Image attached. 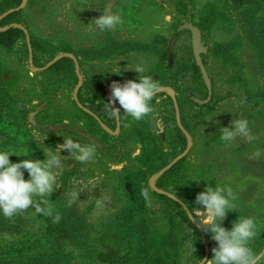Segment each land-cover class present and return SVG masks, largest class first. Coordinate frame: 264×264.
<instances>
[{
  "label": "trees",
  "instance_id": "obj_1",
  "mask_svg": "<svg viewBox=\"0 0 264 264\" xmlns=\"http://www.w3.org/2000/svg\"><path fill=\"white\" fill-rule=\"evenodd\" d=\"M22 2L0 0V148L10 147L18 154H24L25 150L32 152L27 157L10 156L12 162H18L27 158L45 159L41 149L45 145L54 149L63 142L60 135L73 136L81 143H94L96 156L92 160L106 162L101 186L110 193V202L96 220L87 218L76 200L69 205L76 185L89 182L96 170L91 161L80 164L70 157H63L64 167L58 171L57 185L51 197L35 198L40 207H46L44 201L47 200L55 210L53 216L38 214L34 208L11 219L0 215V264H199L206 255L208 260L211 259L210 233H205L198 222L190 221L178 201L191 207L188 183L191 187L198 181L188 179L189 154L176 159L190 145L191 136L196 138V118L202 109L211 106L214 98L212 94L209 102L201 104L198 101L208 97V87L195 59L191 31L177 27L174 33L176 38L186 36L189 53L186 59L168 57L158 69L145 73L160 85L153 98V112L141 121L123 113L119 119H113L104 109V103L110 97L107 88L113 81L122 84L128 79H136L138 74L129 71L117 75L108 73V69L107 72L96 68L89 70L82 59L69 54L58 55L54 45L32 33H28V41L23 28V10L17 9ZM263 3L264 0H211L208 7L210 15L222 21L226 31L241 22L240 28L246 35L257 32L256 37L250 36L251 47L256 50L257 75L264 74V23L255 29V12ZM10 9L14 10L7 13ZM195 25L203 38V26ZM235 36L219 45L225 61L234 62L231 59L236 50L243 47L241 35ZM117 40L120 41L114 37L112 41ZM130 42L135 43L134 40ZM173 53L175 55V50L166 52L167 56ZM201 55L208 69L205 52ZM108 60L111 58L106 57ZM29 65L35 68L42 91L35 126L29 121V105L18 94L24 80L32 79ZM164 87L175 91L182 127L178 125L174 99ZM75 88L79 102L92 110L85 111L72 101L82 114L83 128L78 127L79 122L67 120L58 104L59 96L73 92ZM253 90L249 93L250 99L264 102V86L260 80L256 81ZM161 127L163 135L160 134ZM132 146L141 148L133 166L120 172L110 170V161L121 162L132 157L129 150ZM61 155L68 153L62 151ZM165 167L168 168L157 175ZM154 175H157L154 186L161 192L150 185ZM146 187L151 192V207L141 195ZM234 211L227 215L226 228H231L233 214L249 216L235 208ZM56 213L60 216L59 221L54 219ZM192 243L195 249L190 248ZM251 246L257 255L262 252L264 228H259ZM189 251L194 255L189 256ZM259 261H264V256Z\"/></svg>",
  "mask_w": 264,
  "mask_h": 264
},
{
  "label": "rangeland",
  "instance_id": "obj_2",
  "mask_svg": "<svg viewBox=\"0 0 264 264\" xmlns=\"http://www.w3.org/2000/svg\"><path fill=\"white\" fill-rule=\"evenodd\" d=\"M210 2L211 0H23L21 10L26 31L54 45L59 51L58 55L78 57L85 61L89 70L96 68L103 72L108 69L118 74L129 72L128 69L137 65L145 66L147 72L154 71L167 62L168 57L186 59L189 56L186 36L176 38L175 29L186 23L203 26L202 41L206 47L207 72L214 98L211 106L202 109L197 116L196 138L191 136L190 145L186 148L189 149L186 154H189L188 179H199L191 187V183H188L190 203L191 206H196L195 198L206 185L215 187L216 184L227 183L237 197L234 201L235 209L254 217L258 222V229L264 228V102L251 100L249 94L257 80L264 86V74L257 75L256 50L252 49L250 43V36L256 37L257 32L246 35L240 28L241 22H236L235 28L231 25L230 30L226 31L224 25H221L222 21L210 15ZM102 11L118 12L123 23L110 30L111 33L88 28ZM255 14V29H258L264 23V3ZM238 34L244 42L243 47L236 50V55L230 58L234 62L225 61L219 52V45ZM114 37L120 41L113 42ZM130 40L135 43L132 44ZM110 46L112 48L107 50ZM174 50L175 55L173 53L167 56V51ZM106 57L111 60L106 61ZM27 68L31 71L32 79L24 80L18 88V94L29 105V121L35 126L37 105L42 97L41 83L40 78L35 75L36 70L31 65ZM163 89L168 94L175 95L174 89ZM107 91L110 94L111 87ZM75 94L77 95V88L73 92H64L58 97V104L67 120L80 122L82 114L72 104ZM240 118L249 121L254 139L249 141L245 137H238L225 146L219 138L220 129L230 126L232 119ZM160 134L163 135L162 127ZM129 150L132 151V157L121 162L110 161V170L120 172L125 167L133 166L134 158L140 155L141 148L132 146ZM90 161L95 167V176L89 182L76 185L73 192L78 193L75 200L80 211L87 218L96 220L110 202V193L101 186L106 162L98 159ZM154 176L150 178V185ZM238 216L242 215L233 214L232 222ZM226 219L227 217L222 222L224 227ZM212 243L215 247L216 243L213 240ZM212 257L213 254L211 259Z\"/></svg>",
  "mask_w": 264,
  "mask_h": 264
},
{
  "label": "clouds",
  "instance_id": "obj_3",
  "mask_svg": "<svg viewBox=\"0 0 264 264\" xmlns=\"http://www.w3.org/2000/svg\"><path fill=\"white\" fill-rule=\"evenodd\" d=\"M122 23V17L118 12L102 11V14L94 18L87 27L103 33L117 28ZM128 71L136 72L137 78L128 79L122 84L113 81L110 86V97L108 102L104 103V109L109 118L119 119L123 113L135 121H141L153 112V98L160 90V85L151 75L145 74L147 69L143 65H137ZM108 73L122 74L116 71ZM67 123L65 121V124ZM78 127L83 128L84 121H80ZM60 136L63 137V142L57 144L54 149L47 147L45 145L47 138L44 139L45 147L41 149L45 156L43 160L27 158L12 162L10 156L27 157L32 152L25 150L24 154H18L10 147L0 148V215L11 219L18 213L34 208L38 214L53 216L55 210L48 201H44L46 207H40L35 198L51 197L57 185L58 171L64 167L62 158L70 157L80 164H85L96 156L94 143H81L73 136ZM238 137H245L249 141L254 139L247 119H232L230 126L220 129L219 138L225 146L230 145ZM62 151H66L68 155H61ZM71 195L69 205L78 198V193L73 192ZM141 195L146 205L151 207L152 196L149 188H144ZM236 199L229 184H216L215 187L208 184L197 194L196 206L186 208L181 205L184 207L185 216L193 223L198 222L200 228L205 233H210L211 239L216 243L211 250L212 259L199 260V264H264V261H258L257 252L251 246L259 230L254 217L238 216L232 222L231 228L222 225L228 213L235 212ZM54 219L59 221L58 213ZM190 248H194L193 243ZM188 255H194V252L189 251Z\"/></svg>",
  "mask_w": 264,
  "mask_h": 264
},
{
  "label": "water",
  "instance_id": "obj_4",
  "mask_svg": "<svg viewBox=\"0 0 264 264\" xmlns=\"http://www.w3.org/2000/svg\"><path fill=\"white\" fill-rule=\"evenodd\" d=\"M24 3L22 2V4L17 8V9H21L23 7ZM14 9H10L9 11H7V13L13 11ZM24 28V26H23ZM2 29V28H0ZM25 29V28H24ZM181 29H189L192 33V45H193V51H194V55H195V59H196V62L198 64V66L200 67V70L202 72V75H203V78L205 80V83L207 84V87H208V97L205 99V100H198L200 103H207L210 98H211V95H212V83H211V79L208 75V72H207V69L203 63V60H202V53L206 51V47L204 46L203 44V41H202V33L200 31V29L194 25L193 23H186V24H183L179 27V30ZM26 31V29H25ZM27 33V39L29 41V34L28 32L26 31ZM31 53V51H30ZM74 57V56H73ZM75 58V57H74ZM32 67V66H31ZM33 70H35L34 67H32ZM173 99H174V102H175V106H176V111H177V120H178V125L180 127H182V123L180 121V113H179V109H178V104L176 102V97L174 95V93L171 94ZM75 100L78 101V98H77V95L75 94ZM79 103V101H78ZM79 106L84 109L85 111H88L90 112L89 109H87L86 107H84L82 104L79 103ZM94 117L102 124L101 120L99 119V117L97 115L94 114ZM190 141H191V138H190ZM189 149H186L181 155H179L177 157L176 160L182 158L183 156H185L187 153H188ZM168 167H165L163 168L157 175L161 174L162 172H164V170H166ZM155 175L152 180H151V185L152 187L161 192L162 190H160L159 188H157L156 186H154V180H155V177L157 176ZM178 201L181 203V205H183L184 207H188L184 202H182L181 200L178 199ZM264 256V249L262 250V252L258 255V261ZM208 260V255H206L202 261H207Z\"/></svg>",
  "mask_w": 264,
  "mask_h": 264
}]
</instances>
